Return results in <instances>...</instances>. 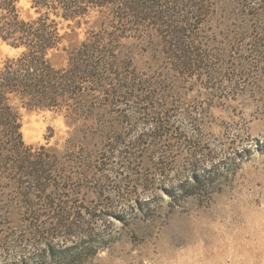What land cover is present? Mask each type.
<instances>
[{"label": "rangeland", "instance_id": "rangeland-1", "mask_svg": "<svg viewBox=\"0 0 264 264\" xmlns=\"http://www.w3.org/2000/svg\"><path fill=\"white\" fill-rule=\"evenodd\" d=\"M208 2L213 15L190 35L198 61L188 76L157 34L121 41L109 68L149 86L154 100L92 95L76 126L65 113L22 111L25 144L56 151L61 190L19 200L20 190L0 183V264H264L263 6ZM94 23L62 22L66 46ZM17 54L0 41V70ZM149 109L169 118L161 140ZM194 178L215 182L187 197ZM59 207L73 235L34 234L57 226ZM80 241L95 255L72 257Z\"/></svg>", "mask_w": 264, "mask_h": 264}, {"label": "trees", "instance_id": "trees-1", "mask_svg": "<svg viewBox=\"0 0 264 264\" xmlns=\"http://www.w3.org/2000/svg\"><path fill=\"white\" fill-rule=\"evenodd\" d=\"M246 1L247 5L258 3L263 6L264 12V0ZM212 15L208 0H0V41L18 52L0 70V183L20 190L19 200L46 194L50 188L60 191L56 175L63 170L58 166L56 151L46 146L33 148L25 144L21 132L22 111L65 113L76 126L79 119L90 113L84 106L89 96L108 94L114 103L129 94L141 103L154 100L156 93L149 86L141 88L135 83L129 84L130 77L126 73L109 68L117 62L121 41L146 33L157 34L168 49L179 51L177 64L185 66L181 68L188 76L190 67L194 69V62L198 61L191 52L195 39L190 35ZM91 20H94L95 28L90 35L67 47L62 22L81 24ZM59 53L67 55L66 64L60 67L52 62ZM201 60L207 61L205 56ZM184 61L187 62L183 64ZM124 81L127 83L122 84ZM134 93L138 94L134 96ZM147 95L151 97L147 98ZM149 113L157 116L153 118L155 122H150L152 135L159 131V139L165 138V128L169 124L167 113L163 115V112L151 109ZM77 132L83 133L80 127H76L73 134ZM147 136L151 137V134ZM72 142L73 139L68 141L69 144ZM214 180L194 178L188 185L191 192L187 197L206 194ZM29 208L36 209L34 205ZM65 209L59 207L54 214L58 223L55 228L49 227L50 224L43 231L36 228L34 234L39 237L58 232L72 236L70 230L75 224L67 221L70 215ZM33 215V220L41 217L37 211ZM82 243L77 245L83 248ZM71 250L75 255L72 257L78 259L95 255L87 248L79 252H75L77 247Z\"/></svg>", "mask_w": 264, "mask_h": 264}]
</instances>
